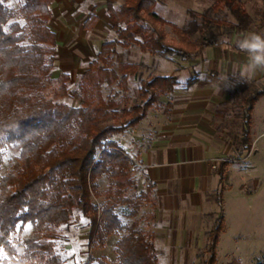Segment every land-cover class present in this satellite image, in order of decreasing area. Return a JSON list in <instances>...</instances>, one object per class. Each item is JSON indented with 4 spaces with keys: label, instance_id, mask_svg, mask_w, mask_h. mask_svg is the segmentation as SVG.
<instances>
[{
    "label": "trees",
    "instance_id": "1",
    "mask_svg": "<svg viewBox=\"0 0 264 264\" xmlns=\"http://www.w3.org/2000/svg\"><path fill=\"white\" fill-rule=\"evenodd\" d=\"M53 1L22 0L16 11L10 0H0V264H65L56 244L62 226L75 213L89 218L90 239L105 241L107 236L124 230L115 248L120 264H158L155 245L149 235L138 230V221L127 227L117 213L118 205L127 203L133 206L129 214L137 215L141 202L125 196L126 191L137 188L134 173L138 164L113 136L136 126L162 96L173 93L177 77L149 75L139 90L142 102L120 110L117 100L103 95V85L117 84L128 90L130 76L138 70L133 63H123L118 70L112 68L118 45H138L152 54L194 60L209 46L228 42L219 40L212 29L205 33L211 20L206 15L199 20L194 10L188 12V23L179 26L154 11L156 0H126L119 7L108 2V16L117 38L103 42L96 58L89 62L75 93L79 105L74 106L62 101L70 95L68 74L60 75L52 97L46 95L57 80L54 62L58 41L50 25ZM224 7L235 20L232 29L245 33L252 16L242 2L215 0L212 8L218 11ZM96 21L97 16L92 14L84 27L89 29ZM166 25L171 26L176 40L167 39ZM196 34L199 37L194 38ZM233 48L241 51L238 44ZM254 84L242 78L238 82L242 94L238 157L252 149V110L264 95V82L258 87ZM120 114L126 117L119 120ZM110 115L114 123L105 124ZM9 147L18 155L2 173ZM226 165L223 162V167ZM223 174L228 179V174ZM104 175L110 178V184L99 207L92 197L101 195L97 180ZM154 189L155 184L149 183L140 198L150 200ZM29 223L31 231L22 237ZM223 227L224 218L220 216L210 232L205 264L217 263ZM100 264H108L107 258L102 257Z\"/></svg>",
    "mask_w": 264,
    "mask_h": 264
},
{
    "label": "crops",
    "instance_id": "2",
    "mask_svg": "<svg viewBox=\"0 0 264 264\" xmlns=\"http://www.w3.org/2000/svg\"><path fill=\"white\" fill-rule=\"evenodd\" d=\"M125 1H53L50 25L57 34L58 44L63 45L61 53H64L62 57L64 64L58 59L60 62L58 69L54 67L56 76L61 75L65 69L79 67V59H82V54L78 52L80 45L99 44L101 48L102 43L113 30L107 3L111 2L119 7ZM239 1L252 16V24L246 32L256 31L264 34V0H255L258 1L257 5L261 6L258 12L252 11L249 0ZM161 2L164 7L168 5L171 8H179L188 16L190 10H200L202 6V0H161ZM92 14L97 16V21L93 27L85 28V21ZM257 23L260 28L256 26L257 30H253ZM236 33L239 37L242 36ZM227 42L208 47L214 48L212 52L215 55L214 61H206L209 57L205 55L208 48L199 58H202V61L204 59V64L213 65L222 77L227 73L226 75L231 78L236 75L239 79L248 82L263 80L264 70L259 69L250 79L241 76V66L247 63V55L233 48V44L237 42ZM72 60L75 62L72 63ZM166 75L177 76L174 73ZM188 80L190 86L185 90L187 97L178 101L179 104H184L182 108L174 109L165 124L157 131L153 130V133L147 137L135 136L126 143V146L121 144L138 164L135 171L136 178H141L148 184H155L152 194L154 207L150 215L153 223L142 225L140 231L150 236L157 255L165 252L181 255L184 253L181 249L184 246L189 248L204 244L209 231L216 225L218 218L223 216L224 228L219 234V245L222 235L226 234L228 229V220L223 214L228 197L234 200L237 207L243 203L253 207L264 206V200H257L264 194V140H262L264 95L256 101L252 110L250 135L252 149L248 154L244 153L241 156L246 160L239 165L236 157L242 141V112L241 115L239 113L240 133L228 131L226 123L229 122L230 116L226 109L210 108V101H214L220 107L228 105L231 99L233 101L230 94L222 89L220 94L204 91L200 77ZM241 106L239 108L242 111ZM145 119L146 117L140 123ZM223 162H227L225 167ZM223 172L228 174V179L223 178ZM226 180L228 185L225 184L226 188H224L223 182ZM237 181H241L242 184L238 186ZM245 181L250 183L247 184ZM244 186L246 188H243ZM218 198L221 199L220 202ZM215 205H218L222 212L218 216ZM235 229L231 233L233 239L238 240L246 235L243 228L238 226ZM165 245L172 247L166 250ZM192 251L185 249V253L190 254Z\"/></svg>",
    "mask_w": 264,
    "mask_h": 264
},
{
    "label": "rangeland",
    "instance_id": "3",
    "mask_svg": "<svg viewBox=\"0 0 264 264\" xmlns=\"http://www.w3.org/2000/svg\"><path fill=\"white\" fill-rule=\"evenodd\" d=\"M21 1L22 0H10V4L13 9L17 11ZM156 1V6L154 7V11L156 13L179 26H185L188 23L190 17L184 12H181L179 8H171L168 7V5H166L167 7H164L161 0ZM249 1L252 11L258 12L261 10V6L257 5L258 1ZM214 2L215 0H202L201 9L194 10L198 14L199 20H202L205 15L211 20V25L209 28H205V33L208 32V29H212L219 34V40L237 42L240 37L232 29L234 19L230 10L224 7L222 10L216 11L212 8ZM21 22H23V20H21ZM256 26L260 28L259 23H257L253 30H257ZM165 30L168 40H176L175 33L170 25H166ZM197 37H199V34L194 36V38ZM116 38L117 33L112 30L105 41L114 40ZM233 39L235 40L232 41ZM61 47L63 48V45L60 46L59 44L55 47L54 67H57V69L60 63L58 59L62 62V57L64 56V53H61ZM78 49V52L82 54V59H79V67H75L74 69L68 68L62 71V74L65 73L70 76V95L64 97L62 101L74 106L79 105V99L75 93L79 90L81 75L88 69L89 62L96 58L100 51L99 44L95 46H87L84 44L80 45ZM213 51V47L206 50L205 55L209 56L206 61H214L215 55L212 54ZM203 61L202 58L187 60L175 54L165 56L152 54L150 52L143 51L138 45H132L129 48L118 45L112 57V68L118 70L123 63H133L138 65L136 74H132L130 76L128 90L122 89L117 84L109 85L104 83L103 85V95L107 98L117 100L120 105L119 110L142 102L139 96V90L142 86V82L145 81L149 75H166L174 73L177 75V85L175 92L162 96L158 104L149 109L148 116H146V119L142 123L137 124L134 127H130L122 133L115 134L113 136L114 140L117 141L119 145L125 144L126 146V143L131 141V139H134L135 136L139 138L142 136L147 137L153 133V130L157 131L160 129V127L165 124L166 119L172 115L174 109L182 108L184 106L183 103L179 104L180 102L178 101L179 99L182 101V99L187 97L185 90H188L190 86L188 85V79L196 77L202 78L204 91H211L214 94H220L222 89L230 94L233 101H231V99L228 105L220 107L214 101H210V108H225L228 116H230L228 118L229 122L226 123L228 131L236 134L240 133L239 113L241 115L242 111L239 106L242 105V94L238 91V82L241 81V79H239L236 75H233L231 78V76L226 75L227 73L222 77V75L220 76V72L217 71L213 65H209L208 63L204 64ZM73 62L75 61L72 60V63ZM62 63L64 64V62ZM56 77L57 80L55 85L49 88L46 92L47 97H52L54 89L59 85L60 75H57ZM263 81L264 79L252 81L255 83L254 86H252L258 87ZM125 117L126 116L120 114L118 119L121 120ZM230 119H232V122H230ZM113 123V115H110L105 121V124ZM135 130L137 131L136 133ZM262 140H264V138ZM258 146L260 147L259 144ZM122 148H124V146ZM17 155L18 152L10 147L5 150V161L2 173H5L16 162ZM236 158V160H239L237 162L239 165L244 163L242 162L243 160H246L241 157ZM134 174L136 176V173ZM245 182L247 184L250 183L248 181ZM97 183V190L101 193V195L97 197L93 196L92 200L100 207L104 203V192L109 187L110 178L104 175L97 180ZM225 184L226 186L228 185L227 180L223 182L224 188H226ZM240 184H242L241 181H237V185L239 186ZM147 185L148 183L145 180L138 178L137 188L129 189L125 193V196L134 202H136V200H140L141 206L138 209L137 215L129 214L133 209L131 204L126 203L118 205L117 213L125 226L129 227L134 221H138L137 228L139 230H141L140 227L142 225H152L153 222L150 216L154 207L152 195L149 197L150 200H143L139 196L142 190H146ZM245 186L243 188H246ZM257 200H264V194L258 197ZM215 210L218 211L217 216L222 213L218 205H215ZM223 214L226 215L228 220V229L227 233L222 235L220 239V243L217 248L218 259L216 264H260V262H264V206L253 207L248 203H243L237 207L234 204V200L231 197H228L225 201ZM89 222V218L83 217L79 213H75L72 220L62 226V234L57 239L56 251L65 258V264H100V259L102 257L107 258L108 264H120L115 248L116 242L119 239V236L124 233V230L107 236L105 241H100L98 237L90 239ZM215 226L216 225H214L211 230L215 229ZM238 226L244 229L246 235L243 238L236 240L232 238L231 233L236 230L235 228ZM31 228V224H27L22 230V237H27ZM211 230L209 231L208 238L204 244L201 243L197 246L194 245L189 247L193 250L190 254L185 253V249L190 250L185 246L181 248L184 252L181 255H172L168 252L160 255L156 254L158 264H205V261L209 256L207 249ZM164 247V249L167 250L172 246L165 245ZM178 247L179 246H177V248ZM90 257L92 258V261H89Z\"/></svg>",
    "mask_w": 264,
    "mask_h": 264
},
{
    "label": "clouds",
    "instance_id": "4",
    "mask_svg": "<svg viewBox=\"0 0 264 264\" xmlns=\"http://www.w3.org/2000/svg\"><path fill=\"white\" fill-rule=\"evenodd\" d=\"M239 49L247 55V63L241 66V76L251 78L256 71L264 70V34L248 31L237 40Z\"/></svg>",
    "mask_w": 264,
    "mask_h": 264
}]
</instances>
